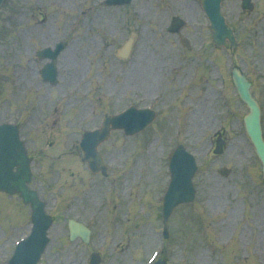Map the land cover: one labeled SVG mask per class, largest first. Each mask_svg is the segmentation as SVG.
Returning a JSON list of instances; mask_svg holds the SVG:
<instances>
[{
  "label": "rangeland",
  "instance_id": "374dc122",
  "mask_svg": "<svg viewBox=\"0 0 264 264\" xmlns=\"http://www.w3.org/2000/svg\"><path fill=\"white\" fill-rule=\"evenodd\" d=\"M36 2L43 6L41 11ZM69 2L10 0L0 16V118L23 123V135L27 139L35 135L38 147L51 156L46 160L40 155L35 162L36 186L56 209L58 218L51 232L53 244L42 264H85L88 252L82 243L68 240L69 218L92 226L93 249H99L102 239L107 238L101 251L103 264H147L149 255L161 243L160 199L169 181L167 157L179 141L199 159L195 179L198 198L195 205L183 207L172 217L167 256L171 264H239L236 258L231 260V251L238 255L240 250L241 256L246 255V250L238 247L244 244L239 231L247 219L251 224L253 195L264 196V184L261 165L243 129L247 108L229 83L225 89L221 87L231 61L219 51L212 53L215 61L204 57L185 64L178 59L182 51L179 44L162 38L166 9L159 0H135L128 6L103 11L95 0L85 7L79 0ZM14 3L25 16L10 18L9 6ZM132 31L138 33L135 49L132 58L123 62L114 57V52ZM57 40H67L69 47L59 60V83L50 87L38 77L47 61L37 60L35 52L53 46ZM65 57L72 62L65 61ZM236 60L247 62L242 52ZM260 64L262 74L252 68L250 75L264 107V55ZM162 67L167 74H172L167 69L173 68L185 76L194 74L196 85L179 84L180 76L174 74L171 83L182 87L184 94L180 95L178 88L172 91V85L165 89L169 98L164 107H157L160 121L152 130L135 137L114 133L103 147L106 161L112 166L109 179L92 177L81 170L76 159L81 156L77 146L82 133L97 127L106 111L117 112L132 102L149 106V96L155 94L149 93V73H159ZM165 81L163 76L161 82ZM107 85L112 86V92L94 91L97 86ZM186 118L187 123L190 119L188 124ZM178 119L190 131L183 133L179 141L175 137ZM55 126L58 128L53 137L62 145L56 151L46 150ZM67 129L74 130L72 135ZM220 130L228 143L225 152L215 156L214 135ZM27 141L32 149L31 138ZM72 145H76L75 152H69ZM58 155L62 161L57 160ZM223 167L229 169L226 176L220 173ZM155 199L159 205H150ZM215 199L236 201L234 210H230L236 212V221L223 229V236L215 231L220 229L221 218L214 215ZM10 219L0 216L4 226L1 229L0 225V264H6L15 240L28 230L24 218L15 228ZM185 226L192 228V236L182 235ZM236 228L238 234L233 239L229 235ZM226 239L233 246L225 248Z\"/></svg>",
  "mask_w": 264,
  "mask_h": 264
},
{
  "label": "flooded vegetation",
  "instance_id": "af4514ba",
  "mask_svg": "<svg viewBox=\"0 0 264 264\" xmlns=\"http://www.w3.org/2000/svg\"><path fill=\"white\" fill-rule=\"evenodd\" d=\"M252 6L245 9L243 0H223V8L230 14V20L241 26V23L246 24V28L250 29L248 34L258 42L264 41V0H251ZM180 6V3L177 4ZM192 5L187 6L183 13L187 12L189 16L202 17L199 11H193ZM239 13L237 14V11ZM190 35H195V32L188 30Z\"/></svg>",
  "mask_w": 264,
  "mask_h": 264
},
{
  "label": "water",
  "instance_id": "95a60500",
  "mask_svg": "<svg viewBox=\"0 0 264 264\" xmlns=\"http://www.w3.org/2000/svg\"><path fill=\"white\" fill-rule=\"evenodd\" d=\"M239 88H240V92L243 96V98L248 102V104L251 106L252 108V117L250 122L247 121V125L252 133L253 138L259 142V134H258V128H259V117H258V107L257 104L255 102H253L251 96H250V92H249V85L243 81L242 79L239 80L238 82Z\"/></svg>",
  "mask_w": 264,
  "mask_h": 264
}]
</instances>
